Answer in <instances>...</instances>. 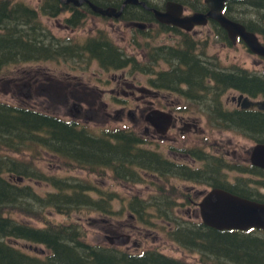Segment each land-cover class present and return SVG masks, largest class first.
<instances>
[{
  "label": "flooded vegetation",
  "instance_id": "obj_1",
  "mask_svg": "<svg viewBox=\"0 0 264 264\" xmlns=\"http://www.w3.org/2000/svg\"><path fill=\"white\" fill-rule=\"evenodd\" d=\"M81 1H83L82 4L76 6L72 2H67V0H59L60 12L58 16L46 18L48 20L54 18L58 22L61 21L65 30L73 32L83 29L91 21H102L108 28L110 27L113 30L117 28L123 35V42L128 40L129 45L133 46L144 59L139 61L137 56L128 55L121 41L116 43L114 40L106 38L104 33L106 29L101 30L98 28L97 35L78 39V41L74 42L75 45L70 43L71 39L56 40L53 35L55 43L68 47L74 45V51H77L73 52L72 55L58 56L60 59H74L77 64V70L80 72V74L78 72H59L56 75H83L84 78L86 76L89 77V83H85L83 80L80 82L77 77H73L72 80L65 84L63 82L64 79H68L67 77L61 80L58 78L47 80L50 83L43 89L44 92L49 93L53 90L56 94L58 91H62L63 96H69L68 99L72 101L74 109L71 111L73 114L71 118L64 119V121L71 124L75 131L81 130L84 132L85 138H87V135L96 137L108 132V129L104 127L97 129L85 125L84 121L88 122V120L84 119H93L88 113L96 111L107 113L106 119L108 120L104 121L105 123L102 121L104 124L112 121L113 119L111 120V115L108 113L111 104L104 101V97L111 94L114 98L112 105H120L119 108L112 110L121 113V119L115 122L121 123L120 126L123 127H125V120L130 121L132 124L142 122L150 126L154 132L152 134H156L160 139L159 141H149L147 136H139V131L130 130L128 126L125 129L137 133V136L141 139L140 148L142 150L164 157L163 159L167 161V164L169 163L172 166V176L187 183H193L185 178H179V176L182 174L186 175L193 168L204 173L200 180L202 184L210 187L207 191L199 190L197 192L196 190L197 194L189 195L185 193L186 191L184 192V189L173 184L176 189L172 190L173 197L168 199V203L170 207H175V211H170V217L166 220L168 223L180 221L183 209L187 207L186 211H190L192 208L188 206L195 207L194 211L192 210L194 213L191 211L193 214L197 215L198 210L200 222L203 223L199 203L209 191L215 188H220L241 198L264 204V167L255 165L253 162L255 148L259 145H264V112L256 109H243L238 100L241 96L244 98L249 97L252 100H263L264 98H252L241 92L236 87L234 79H225L221 83L219 79L215 78L216 75L238 73L264 75V69L262 70L263 74H260L244 68L239 70L235 66L229 69L222 67L218 56L220 50L216 46L232 48L242 43V41L237 40L234 43L227 31L216 19L208 17L205 18L206 22H201L203 18L199 16L207 15L210 11L206 0H138L137 3L131 2L129 4H126L127 0ZM86 1L103 9L116 8V13L122 11V14L119 17L105 16L95 12ZM43 3L48 9H54L46 5L45 0L40 5H43ZM237 5L239 6L238 0L228 1L223 11L224 15L238 21L235 16ZM42 15L39 17H45ZM170 18L182 20L183 26L166 23V20ZM70 19L71 23H68ZM74 20L77 21V24L72 23ZM45 28L47 29V27ZM206 30H208V33L203 35ZM83 31L86 32L88 29L84 28ZM163 35L168 36V43L156 40ZM214 48L218 50L214 52ZM209 49L212 50V54H209ZM70 50L72 49L70 48ZM259 58L264 62V58ZM94 62L99 63L101 69L91 72L90 68ZM26 63L30 62L26 61ZM157 65L161 69L160 72L155 71ZM39 70L43 71V69ZM25 73L26 75H31L30 70L26 69ZM142 73L143 75H154L149 81L150 88L139 87L136 80L130 82L125 76L142 75ZM39 75H47V72H42ZM91 75H100L94 85ZM105 75H107L106 78H104ZM108 75H122L121 77H111L113 82H115L113 89L106 88L109 82ZM163 75L170 76L167 82L168 86L158 88L155 83L159 84V77ZM22 81L24 83L23 86H27L24 79L17 81L16 84ZM162 91H166L169 95L164 96L161 93ZM225 95L230 97L227 100L228 104L223 103L222 99ZM171 97H175V99H171ZM131 99L137 102L132 107ZM162 100L167 103L166 108L157 106ZM65 102L69 104V101ZM21 106L28 107V105ZM153 111L165 112L172 116V127L164 135L159 134L156 128L147 120ZM242 113H245L247 118L239 120L241 117L238 115ZM207 116L211 118L213 128L222 127L221 129L224 130L235 131V135L245 138L252 145L249 147L242 144L231 152L227 150L226 143L222 145V142H215L214 155L206 153V150L204 151L200 147L192 153L196 159L188 153L189 149L185 143L180 145L177 138L167 136L170 131L177 129V131L181 132L182 138L186 139L187 137L183 131H198L201 128V121ZM255 116L259 119L252 118ZM100 117V113L94 115L98 122H100ZM112 130L124 129L117 128ZM161 140L163 141L162 143H160ZM166 142H170L171 145H164ZM230 144L231 142L227 145ZM240 150L242 152L238 153ZM168 154L171 156H168ZM121 185L123 184L121 183ZM189 191L193 192V189L190 187ZM197 195L201 196V199L195 200L198 197ZM132 200L131 198L130 203ZM149 203H151L150 206L154 205L152 202ZM129 211L131 212L130 208ZM148 213H150V210L146 211L145 214ZM130 216L133 220L137 218L147 222L145 216L140 213L139 216L132 213ZM101 217L115 218L113 216ZM219 232H227L244 237L247 240V244L244 246L257 259L249 262L264 264L263 228L252 227L245 231L225 230ZM143 250L145 249L140 251ZM128 253L131 254V252ZM223 260L225 264H235L231 263L228 258ZM218 262H222V260H218Z\"/></svg>",
  "mask_w": 264,
  "mask_h": 264
},
{
  "label": "trees",
  "instance_id": "obj_2",
  "mask_svg": "<svg viewBox=\"0 0 264 264\" xmlns=\"http://www.w3.org/2000/svg\"><path fill=\"white\" fill-rule=\"evenodd\" d=\"M252 1L240 0L238 4H252L264 9V0ZM45 3L54 9H48L43 3L39 12L22 1L0 0V71L4 66L20 64L23 60L70 55L71 47L51 40L53 35L45 32L46 26L39 17L41 14L57 17L59 0H45ZM240 21L264 39V22H260L257 28L245 20ZM72 23L77 24V21ZM169 78V75L160 76V83H155V86L167 87ZM215 78L221 83L225 79H234L241 92L252 98H264V76L238 73L216 75ZM238 116L241 117L239 120L247 118L245 113ZM252 118L259 119L256 116ZM84 136V132L75 131L71 124L55 114L0 103V264H187L157 249L129 254L119 246L93 245L77 223H52L48 220L51 213L68 217H73L76 212L111 216L114 200L111 199L113 195L108 197V193L100 188L99 182L96 186L89 178L40 171L33 158L43 159L41 151L96 178H106L110 172L111 179L122 184L141 183L146 176H155L166 184L175 177L172 176V166L164 157L140 148L141 139L136 132L108 129L100 136ZM25 153L32 158H22ZM13 154L21 158L13 157ZM203 175L193 168L179 178L201 183ZM38 182H46L52 189L39 193L34 186ZM159 191L165 193V200H155L153 206L158 215L170 217V211H175V207L168 203L173 191L164 186ZM95 193L100 196L94 198ZM161 201L164 204L159 203ZM150 205L147 200L136 197L130 203V210L132 214L145 216ZM23 217L46 226L30 225ZM170 223L174 227L168 237L183 250L197 253L202 258L214 256L222 260L212 259L214 264H225V258L235 264H259L249 262L257 259L244 246L247 240L240 235L219 232L201 222L191 225ZM38 246L44 247L46 253L38 252Z\"/></svg>",
  "mask_w": 264,
  "mask_h": 264
},
{
  "label": "rangeland",
  "instance_id": "obj_3",
  "mask_svg": "<svg viewBox=\"0 0 264 264\" xmlns=\"http://www.w3.org/2000/svg\"><path fill=\"white\" fill-rule=\"evenodd\" d=\"M26 3L27 5L36 8L39 10L40 4L43 0H18ZM253 3V1L251 0ZM235 16L239 18L242 21H246L249 24H252L254 27H260L259 23L264 22V9H258L257 7H254L252 4L248 6L247 4L241 6H236L235 9ZM41 18V17H40ZM42 24H44L47 27V32L50 35H54L56 40H70V43H73L78 41V39H85L86 37H91L97 35L98 31L97 29H106L104 31L106 38L114 40L116 43L117 41H121L122 45H124V49H126L127 54L130 56H137L139 61H143V57L140 55V53L133 48V46H130L127 41L122 40L123 35L120 31H118L117 28L114 30L112 28L106 27L102 21H91L88 24L84 26V28L88 29V31L77 30L75 32L71 30H65L64 26L62 25L61 21L58 22V20H55L54 18L51 20H48L46 17H42L41 19ZM208 30H206L204 34H207ZM258 35L261 37V39L264 41L263 36L258 33ZM53 40V39H51ZM156 40L163 41L164 43H168V36L163 35L157 38ZM54 41V40H53ZM75 45V44H74ZM74 45L71 47L72 50L69 51L70 55L73 54L74 51ZM77 47V46H76ZM219 51V59L221 62V65L223 68H231L232 66H235L237 69H246L248 71H254L255 73L258 72L260 74L262 73V70L264 69V62L257 57L256 55L252 54L246 47V45L242 42L232 48L230 47H221L220 45L216 46ZM214 48V52H216L218 49ZM209 54H212V50L209 49ZM85 55V54H83ZM24 62L22 64H13L9 65L6 68L3 67V69L0 71V103H5L11 106H17L19 104L21 105H28L29 108L40 110L42 112H48L55 114L57 117L62 119H68L71 118V115L73 112L71 111L74 109L72 105V101L68 99L69 96H63L62 91H58L56 94L53 90H51L49 93L44 92V88L48 86L50 81H47L48 79L58 78L63 79L67 77L68 79H64L63 84L69 82L72 80L73 77H77L79 81L82 80L85 83H89V77L86 76L84 78L83 75H56L59 72H79L77 70V64L75 63L74 59L72 58H61L57 56H48L45 57L42 56V59H31L29 60L30 63H26L25 60L21 61ZM99 63L94 62L91 65L90 71L96 72L100 68ZM30 70L31 75H26L25 71ZM39 69H43V71H40ZM133 71V70H132ZM156 72H160L161 69L157 65L156 66ZM40 72V73H39ZM42 72H47V75H39ZM135 72V71H134ZM11 74V75H10ZM37 74V75H35ZM36 76V77H35ZM107 75H105L104 78H106ZM112 76L121 77L122 75H108L109 82L107 83L106 88L107 89H113L115 87V82H113ZM128 81L136 80L137 86L139 87H147L150 88L149 81L154 77V75H125ZM258 76H264V75H258ZM100 75H91V78L93 80V85L97 83V79H99ZM24 79V82L27 86H23V81L21 83L16 84L17 81H21ZM55 86V83H54ZM111 87V88H110ZM21 88H23L21 90ZM21 90V91H20ZM162 94L164 96H168L169 94L166 91H162ZM139 95V94H137ZM228 95L223 96V103L228 104L227 100ZM171 99H175V97H171ZM69 101V104L65 101ZM114 98L111 94L106 95L104 97V101L106 103L111 104L110 105V111L108 112L111 115V120L108 124H104V121H107L106 119L107 113L106 112H90L88 113L90 116L93 117V119H84L88 120V122H85V125L95 128H107V129H125L126 126L130 130L133 131H139V136H147L149 138V141H159V137L156 134H152L153 129L148 126L146 123H136L132 124L130 121L125 120L124 124L125 127L120 126L121 123L115 122L119 121L121 119V113H117L115 110L120 107L119 104L112 105ZM146 100V98H145ZM137 102L133 99H131V107L136 105ZM158 107L166 108L167 103L165 100H162L158 105ZM86 107V106H83ZM100 113V122L96 118H94V115ZM126 116V115H125ZM210 120H208V119ZM205 117L200 125L201 128L198 129V131L192 130V131H183L184 135H186V139L182 138L181 132L177 131V129H174L168 133L167 136L177 138L178 144L183 145L184 143L188 146V153L193 156V152L198 150L200 147L206 150V153L214 155L215 153V142H222L221 144L224 145L226 143V148L229 151H234L237 146H241L242 144L251 146L252 143L245 138L241 136L235 135L236 132L224 130L219 128H213L212 127V120L209 116ZM104 123H103V122ZM83 123V121H82ZM123 127V128H122ZM203 130V131H200ZM222 130V131H221ZM163 141L161 140L160 143ZM230 145H227L230 143ZM164 145L169 146L171 145L170 142H166ZM201 151V152H204ZM242 150H240L241 153ZM25 157L27 160H30L32 157L29 153H25ZM41 154L43 155V159L40 157L33 158L35 167H38L40 171H44L47 174H56L60 176H70V177H80V178H89L90 180L94 181V184L96 186H99L100 188L105 192L108 193L107 196L113 195L111 198L114 200L112 202L113 207V213L111 214V217L115 218H106L101 217L96 213L87 214L85 213H78L76 212L73 217H68L64 215H59L56 213H51L49 215L48 220L52 223H66V222H74L77 223L84 234H86L87 240L90 242V244L93 245H109L108 237H114L116 234L117 236L120 235H129L130 236V242L127 245H119V247L123 248L124 251L127 252H133L138 253L142 249H152V250H159L165 255L171 256L175 259L181 260L187 264H214L212 262V259H216V257L212 256V258L204 257L202 258L199 254L190 252L188 250H183L179 245L174 244L170 237H168V233L172 231L173 227L171 223H168L166 220L169 218V216L166 218L163 215H158L157 211L154 209L153 206L149 207L150 213L145 214V219L147 222H144L142 220H139L135 218L134 220L131 218L129 211L130 208V199L138 197L140 200L144 199L147 200V202H154L155 200H165L163 199L165 197L164 192H160L159 188L161 186H164L168 190H174L176 189L173 184H176L179 188L184 189V192L189 195L197 194V192L200 191H207L210 189L209 186L204 185L202 183H187L184 180L176 179V177H172L166 184H163L164 181L154 177V176H147L145 177V181H142L141 183H133L128 184L124 183L121 185V183H117L111 179V173H108V176L106 178H96L94 175H89L87 171H83L78 169L76 166H72L71 168L67 166L64 162L59 160L57 157H54L44 151H41ZM23 156V155H22ZM168 156H171L168 154ZM13 157L21 158L19 155L13 154ZM190 164H193L192 162H189ZM232 175V174H231ZM99 182V184L97 183ZM194 185V186H190ZM36 191L39 193H44L47 190H51L52 188L49 187L46 182H38L34 184ZM191 187L193 189V192L189 191V188ZM99 194H93L94 198H98ZM198 196V195H197ZM196 196V197H197ZM201 199V196H198L195 198V200ZM163 203V201L159 202ZM192 207L190 211H186L188 208H184L182 212V217L180 218L179 223H183L185 225H191V223L194 222H200V216L193 214L195 207L194 206H188ZM193 210V211H192ZM193 213H192V212ZM50 213V212H49ZM78 214V215H76ZM163 218V219H162ZM24 221L30 225L38 226L43 228L44 224H41L37 220H34L32 218H26L23 217ZM121 237V236H120ZM37 251L40 252L42 255L46 253V250L44 247L38 246ZM203 259H206L208 261H204Z\"/></svg>",
  "mask_w": 264,
  "mask_h": 264
},
{
  "label": "water",
  "instance_id": "obj_4",
  "mask_svg": "<svg viewBox=\"0 0 264 264\" xmlns=\"http://www.w3.org/2000/svg\"><path fill=\"white\" fill-rule=\"evenodd\" d=\"M138 0H127L126 4L137 3ZM229 0H206L210 11L207 15H200L201 22H206L205 18L216 19L217 22L227 31L231 40L236 43L237 38H241L248 49L259 56L264 57V46L259 37L254 32L247 30L245 25L240 22L228 19L224 14L226 2ZM80 6L81 0H67ZM88 2V1H86ZM93 10L105 16L119 17L122 11L116 13V8L109 7L103 9L88 2ZM166 23H173L183 26L182 20L167 19ZM243 109L259 110L264 112V100H252L249 97H239ZM148 122L154 126L159 134H165L172 127V116L165 112L153 111L147 118ZM255 165L264 167V145L255 148L253 154ZM199 210L203 223L218 231L248 230L252 227L264 229V204L246 198H241L226 190L215 188L209 191L199 203ZM121 236V237H120ZM109 239L111 245H127L130 242L129 235H120Z\"/></svg>",
  "mask_w": 264,
  "mask_h": 264
},
{
  "label": "bare ground",
  "instance_id": "obj_5",
  "mask_svg": "<svg viewBox=\"0 0 264 264\" xmlns=\"http://www.w3.org/2000/svg\"><path fill=\"white\" fill-rule=\"evenodd\" d=\"M77 6V5H76ZM227 17V16H226ZM228 19H230L229 17H227ZM231 20H233V19H231ZM233 21H236V20H233Z\"/></svg>",
  "mask_w": 264,
  "mask_h": 264
}]
</instances>
